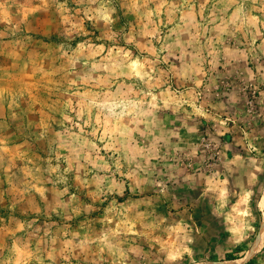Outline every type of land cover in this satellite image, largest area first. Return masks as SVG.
<instances>
[{
    "label": "rangeland",
    "instance_id": "obj_1",
    "mask_svg": "<svg viewBox=\"0 0 264 264\" xmlns=\"http://www.w3.org/2000/svg\"><path fill=\"white\" fill-rule=\"evenodd\" d=\"M263 232L264 0H0V264H264Z\"/></svg>",
    "mask_w": 264,
    "mask_h": 264
},
{
    "label": "trees",
    "instance_id": "obj_2",
    "mask_svg": "<svg viewBox=\"0 0 264 264\" xmlns=\"http://www.w3.org/2000/svg\"><path fill=\"white\" fill-rule=\"evenodd\" d=\"M235 259H237V257H233V256L228 257V260H235Z\"/></svg>",
    "mask_w": 264,
    "mask_h": 264
},
{
    "label": "bare ground",
    "instance_id": "obj_3",
    "mask_svg": "<svg viewBox=\"0 0 264 264\" xmlns=\"http://www.w3.org/2000/svg\"><path fill=\"white\" fill-rule=\"evenodd\" d=\"M263 234H264V232L262 233V235H261V237H260V238H262ZM258 242H259V240H258Z\"/></svg>",
    "mask_w": 264,
    "mask_h": 264
}]
</instances>
